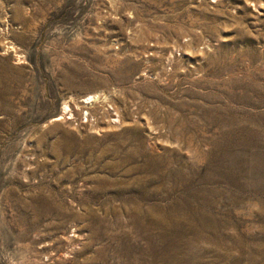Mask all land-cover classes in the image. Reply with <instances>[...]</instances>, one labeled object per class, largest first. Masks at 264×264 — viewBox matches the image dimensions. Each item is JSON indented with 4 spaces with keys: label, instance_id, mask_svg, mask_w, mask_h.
Here are the masks:
<instances>
[{
    "label": "rangeland",
    "instance_id": "rangeland-1",
    "mask_svg": "<svg viewBox=\"0 0 264 264\" xmlns=\"http://www.w3.org/2000/svg\"><path fill=\"white\" fill-rule=\"evenodd\" d=\"M0 264H264V0H0Z\"/></svg>",
    "mask_w": 264,
    "mask_h": 264
},
{
    "label": "bare ground",
    "instance_id": "bare-ground-1",
    "mask_svg": "<svg viewBox=\"0 0 264 264\" xmlns=\"http://www.w3.org/2000/svg\"><path fill=\"white\" fill-rule=\"evenodd\" d=\"M248 1V0H247ZM251 1V0H250ZM257 1V0H256ZM256 3V2H255ZM96 97H97V95H95V94H90V95H88V96H86L85 98H84V100L83 101H86V102H88V101H90V100H92L93 101V99L95 100L96 99ZM100 97V96H99ZM65 108H68V107H65ZM64 109V108H63ZM65 111V110H64Z\"/></svg>",
    "mask_w": 264,
    "mask_h": 264
}]
</instances>
